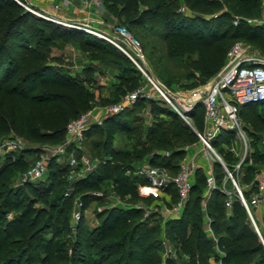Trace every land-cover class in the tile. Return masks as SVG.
<instances>
[{"label": "trees", "instance_id": "1", "mask_svg": "<svg viewBox=\"0 0 264 264\" xmlns=\"http://www.w3.org/2000/svg\"><path fill=\"white\" fill-rule=\"evenodd\" d=\"M263 1L104 0L111 14L122 23L141 26L158 18L171 46H186L197 54L190 67L199 70L201 83L224 67L229 52L239 41L251 44L264 55V26L248 22L262 17ZM183 6L188 11H183ZM63 39L77 41L92 58L120 70L114 101L143 83L133 60L111 42L40 17L15 0H0V136L20 130L62 142L69 122L93 107L95 94L86 82L95 80L89 73L94 67H87L80 81L78 75L61 71L53 63L51 43ZM25 103L31 105L30 109ZM36 104L47 108L43 125L33 123L30 113ZM147 105L154 121L145 130V124L140 123L142 118L135 112ZM23 108L27 114L22 118ZM194 114L195 118L200 116L198 128L202 129L203 109H195ZM240 116L249 120L250 125H245L254 151L238 172L234 171L235 153L222 144L220 151L250 201L257 190L256 176L264 165V151L260 148V141L264 140V104L244 106ZM117 132L128 136L138 132L142 136L136 137L133 149H122L114 145ZM221 138L231 144L234 134L224 132ZM197 140V133L160 101L142 99L136 107L94 124L87 132L86 144L97 150L100 162L85 177L73 180L75 190L82 191V210H88L94 198H102L92 192L102 189L106 182H111L121 198L149 202L154 197L139 189L140 184H148L146 176L128 173L134 169L133 161L169 150L170 156L154 154L151 162L171 165L176 172L178 161L186 153L185 146ZM26 153L22 150L6 159L0 157L4 165L0 167V264H174L183 254L190 257V264H212L213 257L224 264H264V240L240 200L235 199L228 214L225 194L213 193L217 195L215 204L211 207L209 200L207 213L212 218L214 236L208 235L202 207L206 176L202 172L197 173V183L179 218L161 223L159 219L154 221L158 213L145 215L144 207L115 205L99 213L96 227L90 228L81 220L76 239H63L74 206V192L65 196L72 169L52 160L46 179L8 187V166H26ZM215 173L222 183L226 171L219 161L215 162ZM244 184H250L251 189L246 190ZM168 190L177 194L173 184ZM39 202L43 205L38 206ZM46 232L50 235L46 236ZM164 239L176 248L177 257L163 258Z\"/></svg>", "mask_w": 264, "mask_h": 264}, {"label": "built area", "instance_id": "2", "mask_svg": "<svg viewBox=\"0 0 264 264\" xmlns=\"http://www.w3.org/2000/svg\"><path fill=\"white\" fill-rule=\"evenodd\" d=\"M27 10L34 14L61 23L65 26L76 27L88 33L95 34L120 48L128 57H130L146 74L147 80L138 86L135 90L128 92L125 96L113 105H107L102 108V112L98 114L95 109H91L78 118L73 119L67 126L64 141L54 145H45L41 147L38 158L31 167L24 173L19 185L28 182H37L49 174V166L52 160L58 163L68 165L71 169L77 166L78 151L84 150L87 132L94 124H102L106 119L114 117L128 109L137 106L142 99L146 101H160L162 105L171 108L177 116L199 136V142L202 144L203 151H194L189 154L191 144L185 146V155L177 163V171L173 172L171 165L163 163L151 164L144 163L139 167L138 173L145 175L148 184L158 191L169 192L170 185H174L178 194V201L174 204L170 213L178 216L184 212L186 205L191 197L193 188L196 184L199 166L197 160L201 153L215 163L221 162L225 171L226 178L222 183L218 182L214 168L210 174L206 175L207 191L205 195L204 208H207L208 201L215 191H219L226 196L225 205L232 208L235 199L240 200L247 208L253 219L252 208L264 203V169L258 178L257 190L253 193L249 201L234 171H239L242 164L251 155V140L248 130L243 119L240 116L241 108L244 106H256L264 104V55H252L244 47L245 43L239 41L230 51L231 60L206 83L197 87L186 90H168L158 83L141 65L140 61L144 57L141 43L134 37L131 31L123 26L117 25L111 27L110 30L104 31L93 27L87 22L65 21L46 13L35 7L28 0H15ZM86 6H100L102 0H83ZM58 7V5H56ZM183 11H188L185 6ZM248 22L254 25L264 26V10L262 17L258 19H248ZM238 23V18L235 20ZM203 109V128L199 129L196 125L194 110ZM233 133L234 140L228 144L221 138V134ZM218 141L226 148L234 153H238L239 145L245 146L241 160L235 164V170L232 171L226 164L224 157L217 150L214 141ZM40 149L36 147L35 150ZM28 150L24 141L18 137H2L0 138V157L6 159L18 151ZM161 156H170L172 151L166 150L153 153ZM97 163L86 155H83L82 169L77 173L69 174L73 180L85 177L93 171ZM213 167V166H212ZM74 187L69 188L65 192V196H70ZM80 206L83 207L82 200ZM141 207V206H139ZM82 211L78 212V218ZM11 216V214H10ZM258 229V227H257ZM218 264H224L222 260H218Z\"/></svg>", "mask_w": 264, "mask_h": 264}, {"label": "rangeland", "instance_id": "3", "mask_svg": "<svg viewBox=\"0 0 264 264\" xmlns=\"http://www.w3.org/2000/svg\"><path fill=\"white\" fill-rule=\"evenodd\" d=\"M102 2L103 4H101L100 6L91 5L90 7H101V6L107 7L104 0H102ZM262 7L264 10V1L262 3ZM114 19L118 23L113 24L112 27L113 26L115 27L117 25H123L127 27L131 31V33L134 35V37L140 41L141 47L144 53V57L140 61L141 65L163 87L171 91L172 90H186V89L194 88V87H197L203 84L201 83V80L199 78V75H200L199 70L197 69L193 70V68L190 67L191 63L196 59L197 54L192 53L186 46H183V47L181 46V48L179 46L178 47L171 46L169 41L165 40V37H164L165 33L160 28L158 18H154L153 20L149 21L147 24L141 25V26L122 23L115 17ZM251 24H254V23H251ZM108 28L111 29V27H108ZM104 30L106 29L104 28ZM51 45H52L51 53H52V56L55 57V60H53V63L57 65L61 71L75 73L76 75L79 76L80 81L84 79V75L77 74L76 72L82 70V68L85 66L94 67L93 70L92 69L89 70L90 71L89 73L93 75L95 80L93 82H86L90 91L95 94V97L93 98V107L91 109L96 110V109H101L103 107H106L107 105H113L119 100H121L125 96V94L136 89V88L131 89V90L128 89L126 93H124L121 96L119 100L114 101V99L116 98V94H114L115 87L114 86L110 87V85L104 86V85H100L99 83L101 82L102 78L107 79L108 82L110 83L111 81L114 80L116 74L119 75L120 70L115 65L104 63L98 59L92 58L91 54L83 51L81 49L80 44L75 40H70V41H66L65 39L58 40L54 43H51ZM244 48L252 55H261L259 51L256 48H254V46H252L251 44L245 45ZM230 60H231V56L229 52L225 65ZM98 63H102L105 65H98ZM134 64L139 70L140 80L146 81L148 79L146 74L140 69V67L135 62ZM118 83L119 82H117L116 84ZM25 105L27 109H30L31 107L30 104L25 103ZM23 109H25V111H23L22 113L23 115H21L22 118L27 114L26 108H23ZM147 110H148L147 106H143L139 108L138 111L135 112L136 115H139L142 118L140 123H143V124L146 123L144 114L148 112ZM30 114H31L34 124L39 123L40 125H43V123L46 121L48 117L47 108L40 106L38 104L32 106ZM198 117L199 118H195L196 125L197 127H201L200 116ZM245 122L248 126L250 125L248 119H246ZM136 133L137 135L130 134L128 136L127 133L125 132H117L116 133L117 142L115 145L122 149H133V145L136 142V137L142 136V134L138 132ZM248 134L251 140V143H250L251 151L253 152L254 151V148L252 147L253 142H252V137L249 131H248ZM2 137L21 138L22 141H24L25 145L27 146V149H29V150H25L27 151L25 156L28 159L26 166L19 167V165L17 164L8 166V170H7L8 187L19 185V183L21 182V178L24 176V173L29 169V167L32 166V164L38 158V153H40L41 147H44L45 145H54L56 143H61V141L59 140L53 141L49 139H42V138L34 137V136H31L27 132L22 133L20 130H16V131L12 130L6 135L0 136V138ZM197 141L199 142V140ZM197 141L195 142L197 143ZM214 144L217 146V150L222 154V152L220 151L221 143L218 141V139L214 141ZM36 147H39L40 149L35 150ZM260 148L262 151H264V140L260 141ZM20 152H22V150L15 152V153L20 154ZM96 152L97 150L95 149L92 150L89 144L85 143L84 150L80 151V154L77 157V161H78L77 166H75L71 170V171L74 170L72 173L75 175L82 169L83 155H86V157L95 161L96 163L97 161H100V158L96 154ZM244 152H245V146L239 145V148H238L239 154L237 153L234 154L236 158V161H234V163L236 162L235 164H237L241 160V157ZM145 160L146 159L144 158H139L137 160H134L133 165L140 164L141 162ZM1 161L2 159H0V167H3L4 165L1 164ZM225 161L227 164H229L227 162L228 161L227 158L225 159ZM135 168L136 167L134 166L133 170H135ZM263 169H264V165H262L260 169V173L263 171ZM240 170L241 168L239 169V171ZM69 179L71 181L68 184L66 190H69V188L74 187L73 179L70 177ZM106 183L107 184L103 185L102 189L92 192V194L95 197L100 196L102 198L101 199L94 198V200L91 203L90 208L86 211H83L82 207L80 206V202H81L80 194L82 193V191H76L75 188L73 189V192L75 195L74 206L69 212V219L67 223L69 230L64 234L63 239H71V241H74L77 237V231L79 230V224L81 223V220L86 221V224L88 225V227H90L92 225L91 224L92 220H95L96 218L99 219L100 212L108 209L109 207L115 206V205L143 206L145 209V215H149V214L152 215V214L158 213L159 216L158 218H154L155 219L154 221H157L159 219L161 223H164L166 219L165 216L167 215L166 213L167 210L172 209L174 204L178 201L176 192L175 193L173 192V194L169 193L171 197L170 200L167 198H161L154 194L150 195L151 197L153 196L154 198H152L149 202L131 199L130 197L121 198L113 191V188L110 184L111 182L110 183L106 182ZM55 195H56V191L51 195V199L52 198L54 199ZM37 205L42 206L43 202H39ZM79 211H82V213L80 217L78 218ZM45 235L49 236L50 233L46 232ZM167 250H171V245L169 246V245L163 244L161 253H162L163 258L165 259L169 256ZM110 263L111 262H107L106 264H110ZM35 264H38V263H35Z\"/></svg>", "mask_w": 264, "mask_h": 264}, {"label": "crops", "instance_id": "4", "mask_svg": "<svg viewBox=\"0 0 264 264\" xmlns=\"http://www.w3.org/2000/svg\"><path fill=\"white\" fill-rule=\"evenodd\" d=\"M29 2H31L35 7H37L38 9L45 11L46 13H49L51 15H54L55 17L65 20V21H72V22H88L90 24H92L93 27L97 28V29H103L104 28L106 30L104 31H108L110 30L108 27H112L113 24L118 23L116 22V20L114 19V16L111 14L110 10L107 7H90V6H86L83 4L82 0H28ZM56 5H58V7H56ZM107 20V22H106ZM104 27V28H103ZM98 65H105L102 63H98ZM89 66H85L82 68V70L76 72L77 74H84V71L86 70V68ZM72 74L76 75L75 73L72 72ZM112 82V83H111ZM110 83L108 82L107 79L102 78L101 82L99 83L100 85H104V86H108L110 85V87L114 86L117 82H119V78H118V74L115 75V78L113 81H111ZM147 113L144 114L146 123H145V130L147 129L148 126H150L152 124V122L154 121V114L151 111V107L150 105H147ZM96 112L98 114H100L102 112V108L101 109H96ZM147 115V116H146ZM147 117V119H146ZM244 121V120H243ZM245 123V121H244ZM116 134H115V139H114V145L116 144L117 140H116ZM191 149L188 151L189 154L193 153L194 151H203L202 149V144L200 142L197 141V143H192L191 144ZM115 147H117L115 145ZM119 148V147H117ZM161 151H157V152H162ZM153 153L150 154L148 156V158L141 162L140 164H135L134 166L136 167L135 170H129V174L134 173L135 175H141L138 173V168L141 167V165H143L146 162H149L151 164H153L151 162V159L153 158ZM197 164L199 166V170L198 173L202 172L203 174H205V176L207 174H210L211 169L214 168L215 170V163H211V161L206 157V154L201 153V155L199 156L198 160H197ZM213 166V167H212ZM262 173V172H261ZM261 173L257 174L256 179H258L261 175ZM196 183H197V179H196ZM243 187L246 190H250L251 189V185L250 184H244ZM139 189L140 192L146 195H157L161 198H167L170 200V194L169 192H164V191H158L156 189H154L153 187H151L149 184H140L139 185ZM206 191H207V186L204 189L203 192V198H202V207L203 210L205 211V224H206V230L207 233L210 237L214 236V232L213 229L211 227V217L209 216V214L207 213V208H204V203H205V195H206ZM217 195L213 194L210 197V204L211 207H213V204H215V200H216ZM209 202V201H208ZM122 206V205H119ZM124 206V205H123ZM136 207H139V205H134ZM125 207V206H124ZM127 207H133V206H127ZM143 207V206H141ZM208 207V205H207ZM227 212L228 214L231 213L232 208H227ZM167 215L165 216V222L173 219V218H179L182 216L183 213H181L178 216H174L170 213V210H167ZM252 213H253V223L257 229L258 227V232L261 235L262 239L264 240V203H261L257 206H254L252 208ZM252 218V217H251ZM164 222V223H165ZM99 223V219L96 218L95 220H92V225L90 226V228H94L98 225ZM164 244L166 245H171V250H167L168 251V255H172L174 257H177V250L176 248L167 240L164 239ZM173 246V247H172ZM174 264H190V257L186 254H183L182 256H180L179 258H176V262ZM212 264H218V261L215 260V258H212Z\"/></svg>", "mask_w": 264, "mask_h": 264}]
</instances>
